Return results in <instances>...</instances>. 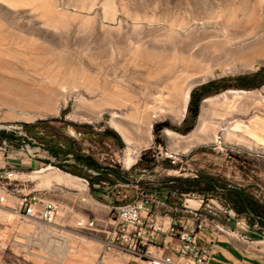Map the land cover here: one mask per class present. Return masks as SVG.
I'll return each mask as SVG.
<instances>
[{
  "label": "rangeland",
  "instance_id": "374dc122",
  "mask_svg": "<svg viewBox=\"0 0 264 264\" xmlns=\"http://www.w3.org/2000/svg\"><path fill=\"white\" fill-rule=\"evenodd\" d=\"M177 41L194 50H206L205 66H213L214 75L192 87L213 78L252 73L264 66V0H0V130L17 136L12 144L43 147L24 123L45 120L47 126L29 128L43 130L47 137H73L85 146L90 143L89 152H97L100 160L118 163L123 169L134 166L128 184L108 189L110 198L92 193L88 183L66 174L55 159L43 170H14L16 179H10L9 186L16 189L9 188L12 195L0 200L10 205L6 210L0 206L1 254L2 249L10 251L12 243L19 242L20 247L30 249V261L21 264H126L128 252L108 246L107 241L114 225V206L135 200L144 189L139 180L160 186L173 175L204 173L229 187H243L264 203V93L234 99L224 98L230 93L222 94L206 108V137L192 141L190 136L205 98L228 89H262L264 82L250 87L233 85L205 95L187 132L168 125L153 131L155 123L180 124L181 119L168 111L154 118L151 127L147 124L150 86L160 82L167 88L182 86L184 75L177 58L169 59V65L164 60ZM137 47L143 54L133 59ZM89 74L121 79L109 82L107 88L123 86L130 98L116 99L111 105L98 102L104 87L81 82ZM43 86L53 87L54 97L46 98ZM61 86L67 88L65 96ZM233 105V111L226 112ZM218 121L221 129L215 137L212 128ZM226 126L229 129L224 131ZM165 151L176 154V167L167 165ZM129 152L134 158L127 162ZM142 157L145 159L137 163ZM50 172L67 175L76 184L46 180L45 174ZM34 185L47 198L62 203L52 224L25 217L12 207L21 192L33 190ZM76 186L82 191L78 196L73 193ZM221 193L223 188L218 187L217 194ZM0 195L5 196L3 190ZM169 199L179 201L175 194ZM239 215L250 228L245 232L229 229L246 237L245 250L264 259V243L261 250L251 244L264 241V223L247 213ZM80 219L84 226L77 224Z\"/></svg>",
  "mask_w": 264,
  "mask_h": 264
},
{
  "label": "built area",
  "instance_id": "2783aa9c",
  "mask_svg": "<svg viewBox=\"0 0 264 264\" xmlns=\"http://www.w3.org/2000/svg\"><path fill=\"white\" fill-rule=\"evenodd\" d=\"M0 147L5 148L4 144ZM38 147L27 142L21 143L20 149L33 157L39 155ZM164 154L170 163L177 162L178 157L172 151H165ZM92 172L97 173L95 170ZM10 179H16L14 169L0 168V186L16 189L9 186ZM83 180L88 183L86 178ZM174 193L179 197L178 203H168L157 193L140 189L136 205L130 211L115 210L114 225L109 232L107 245L127 251L129 257L126 264H208L215 251V240L220 235L228 238L215 232L210 217H220L226 223L232 221V228L241 231L250 228L245 219L218 194L195 190ZM179 204H188L189 213L179 211ZM17 205L23 216L48 224L55 222L63 207L59 200L47 198L39 190L21 192ZM77 224L84 226L85 222L80 219ZM199 231H205L208 237L199 235Z\"/></svg>",
  "mask_w": 264,
  "mask_h": 264
},
{
  "label": "trees",
  "instance_id": "16d2710c",
  "mask_svg": "<svg viewBox=\"0 0 264 264\" xmlns=\"http://www.w3.org/2000/svg\"><path fill=\"white\" fill-rule=\"evenodd\" d=\"M264 66L252 73L238 74L233 77H219L207 80L203 83L193 86L189 93V99L186 106V114L179 125H172L167 122L155 123L153 131L156 132L163 125H168L178 131L187 132L193 125L194 120L199 111L200 100L207 94L217 92L229 86L250 87L257 86L264 82ZM230 90V89H228ZM226 91V90H225ZM224 92V91H222ZM53 120H59L54 118ZM45 120H36L31 123H24L32 136L41 139L42 146L57 158L62 156L64 160L71 158L72 162H57L58 166L75 174H81L88 181L92 193L97 194V191H102V186L106 184H114L116 182H130L129 176L133 173V167L129 169L120 168L118 163H102L95 158L91 153H86L80 150L77 140L73 137H56L44 136L43 130H36L29 127L41 125L47 126ZM105 131V130H104ZM40 132V133H39ZM42 134V135H39ZM59 135V134H58ZM112 136L114 134L112 133ZM17 137L12 131L5 129L0 130V138L12 139ZM62 145H61V144ZM145 158H141L137 163H141ZM168 166L176 167V164L168 161ZM92 170L97 171L93 173ZM98 183L100 186L95 187ZM143 190L155 193H165V198L171 195L172 191L184 192L189 190H198L200 192H208L217 194L218 187L223 188V193L218 194L230 204V206L238 213H247L253 218H256L260 223H264V203L258 199H254L243 187H229L224 183H220L218 179L212 175L200 173L196 176H180L173 175L169 177V181H163V185L153 186L150 183L139 180Z\"/></svg>",
  "mask_w": 264,
  "mask_h": 264
},
{
  "label": "bare ground",
  "instance_id": "6f19581e",
  "mask_svg": "<svg viewBox=\"0 0 264 264\" xmlns=\"http://www.w3.org/2000/svg\"><path fill=\"white\" fill-rule=\"evenodd\" d=\"M170 47H172V49L170 50V55L164 56L165 63L167 65H169V63H171V61L169 59H171L173 61L174 57L177 58L179 70H181L183 75H184L183 83H182V86H178V87L170 86L169 88H167V86L164 85L162 82H160L159 84H157V83L152 84L150 86L152 92L150 94H148L146 97V98H152V101H151L152 104L149 106L150 107L149 108L150 113H149V117H148V121H147V124L149 125V127H151V124H152V121L154 120V118L158 117L163 111H168V112L172 113L173 117H176L177 119L180 120L182 118L184 112H185V108L187 105V99H188V95H189V90L192 87V85L199 80H204L207 77L214 75V72L210 71L211 68H213V66L212 65L211 66H208V65L205 66L203 56H204V53L206 50H204V49L194 50V49L190 48V46H188L187 44L184 45L183 43H179V42H178V44L176 42L172 43ZM142 50L143 49L138 50V47L136 49H134L132 51V54H131L132 58L133 59L141 58V56L143 54V52H141ZM167 54H169V53H167ZM129 60H131V59H129ZM201 63H204V64L200 65ZM192 64H193V66H194V64H199L198 66H200V69H198V70L196 69L198 66H196L195 69L192 66L190 68H193V70L187 71L186 67L189 65H192ZM185 75L188 76L187 82L185 80ZM132 77H131V79H132ZM116 81L120 82L122 80L117 79V80L112 81V80H109L106 78L98 77L97 75L94 76L92 74H89V75H85L82 78L81 82L92 83V85H90V86H96V85L103 84L104 89H102L101 95L97 101L98 102H106L107 104L111 105V104H114V101L116 99L121 100L122 98H130L129 97L130 93H128L127 92L128 90H126L123 86H122L123 87L122 88L120 85L116 84L113 87L107 88V84L109 82L115 84V83H117ZM60 88L62 90L63 96H65L66 92H67V88L64 86H61ZM41 90L45 94L46 98H52L56 94L55 89L53 87L51 88L50 86H43V88ZM74 90H77V88H74ZM226 93H230V94L225 95L224 98L234 99L235 97H245V98H247V97H259L262 95V93H264V87L262 89H258V90H234V89L231 90L230 89V90H226L224 92L219 93V95L217 94L215 96L205 98L202 101L203 111L201 114H199L196 127L193 129V131L190 134L192 141L195 139L197 140L200 137H202V138L206 137L204 130L208 129L207 122L209 119L208 111L206 108H207V106L209 108L214 103H217L220 100V96L222 94H226ZM131 98H135V95L133 93H132ZM233 107H234V105L231 106L230 109H227L226 112H232ZM209 112H214V110L212 109ZM216 114L219 115V112H217ZM220 129H221V121H218V122H216V125L214 126V128H212V130L214 131L213 134L215 135V137L217 136V134H218L217 132ZM228 129H229V127L226 126L224 128V131L225 130L227 131ZM165 133L170 134L173 132L166 130ZM127 155H128V158L126 159L127 162H129V160L131 158L132 159L134 158L133 152L132 153L129 152V153H127ZM32 176H34V175H32ZM50 178L56 179L57 181L72 182V183L76 184V182H74L73 180L71 181L67 177V175H63L61 173L50 172V173L45 174L46 180H49ZM135 205H136V198H135V200L114 206V209L115 210L123 209V211H130ZM179 211H181L182 213H189V205L188 204H179ZM210 218H220V217H210ZM214 227H215V229H214L215 232L225 231L224 227H222L220 224H215ZM242 232H245V231H242ZM227 233H231V232L227 231ZM239 238L245 242H248V240L246 239L245 236L239 235ZM263 243H264V241H256V242H253L251 244L254 245L255 247H257L258 250H261L262 249L261 246Z\"/></svg>",
  "mask_w": 264,
  "mask_h": 264
},
{
  "label": "crops",
  "instance_id": "0c3cea01",
  "mask_svg": "<svg viewBox=\"0 0 264 264\" xmlns=\"http://www.w3.org/2000/svg\"><path fill=\"white\" fill-rule=\"evenodd\" d=\"M105 134L104 132H101L100 135ZM83 136H86V133H82ZM107 136V135H106ZM4 138H0V146H2V144H4L5 148L0 147V168H12L14 170H19V169H24V168H29L32 170H43L45 166H50L51 165V161L53 159H55L56 162H72L73 160L71 158H67L66 160H64V157L60 156V157H56L53 154H51L48 149H46L45 147H38L39 150V155L38 156H29L28 153L21 151L20 146L21 144H12L11 143V139H6L5 142H3ZM77 140V139H76ZM61 144V143H60ZM77 144L80 147L81 151H84L86 153H90L89 152V146L91 145L89 143V146H85L84 144H82V142L77 140ZM62 145V144H61ZM91 154L97 158L100 162L102 163H110L109 161H103L100 160V157L97 155V152L92 151ZM132 164H130V166H132ZM54 166V165H53ZM129 168V167H128ZM125 168L124 169H128ZM59 169V168H58ZM66 174H71L74 177L83 180V177L81 174H75L72 173L70 171L65 170ZM106 184H104V186H102V191H97V194H100L102 196H107V197H111L110 195V191L108 189L115 187L118 185V183H114V184H107V182H105ZM129 182H120V184H127ZM95 187H99L100 185L98 183L94 184ZM1 187V186H0ZM4 188V187H2ZM33 190H39L40 188H37L36 185L33 186ZM77 191H74V195L78 196L82 191L80 190L81 188H78L77 186L75 187ZM6 189V190H4ZM4 189H0L3 190L4 195H0V197H2V199H8L12 194V191H9V188H4ZM11 189V188H10ZM79 190V191H78ZM175 191H172L171 194H175L177 197V193H174ZM157 195L160 198H165V193H157ZM171 196V195H170ZM179 198V197H178ZM166 199V198H165ZM1 200V199H0ZM168 203H175L173 202V200H168ZM0 206L4 207L3 209H10L8 206H10L7 203H3L0 202ZM14 208L15 212H19L18 211V205H14L12 206ZM48 224V223H47ZM210 224L212 225L213 229H215L214 225L215 224H220L222 227H224L225 231H220V232H216L218 234H224L226 237L228 238H218L217 240H215V251L212 255L211 260L209 261L208 264H264V259L259 258L253 251L251 250H245L244 248V244L239 242H245L243 240H241L239 238L240 234L235 233L233 230H237L238 232H242L240 229L237 228H232L231 226H229L227 223L225 225V222L223 221H219L217 218H210ZM228 226V227H226ZM227 231L231 232V233H227ZM199 235L203 236V237H208V233H206L205 231H199ZM242 236V235H240ZM161 237H163V234H161ZM239 240V241H237ZM22 245V244H21ZM29 246H27V249H25L24 247H20L19 242H13L12 245L10 246V251H6V249H2L3 253L1 254L2 259L4 260V262H8L9 263H13L16 262V264H21V262H25V261H30L29 259ZM5 251V252H4ZM5 253V254H4ZM8 255H9V260L8 259ZM1 261V259H0ZM1 264V262H0Z\"/></svg>",
  "mask_w": 264,
  "mask_h": 264
},
{
  "label": "water",
  "instance_id": "95a60500",
  "mask_svg": "<svg viewBox=\"0 0 264 264\" xmlns=\"http://www.w3.org/2000/svg\"><path fill=\"white\" fill-rule=\"evenodd\" d=\"M190 93V92H189ZM188 99H189V95H188ZM188 99H187V102H188ZM187 106V105H186ZM185 110H186V108H185ZM184 118V116L181 118V120Z\"/></svg>",
  "mask_w": 264,
  "mask_h": 264
}]
</instances>
